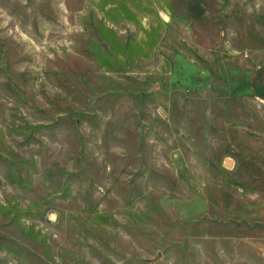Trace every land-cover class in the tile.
<instances>
[{
	"label": "rangeland",
	"instance_id": "374dc122",
	"mask_svg": "<svg viewBox=\"0 0 264 264\" xmlns=\"http://www.w3.org/2000/svg\"><path fill=\"white\" fill-rule=\"evenodd\" d=\"M0 264H264V0H0Z\"/></svg>",
	"mask_w": 264,
	"mask_h": 264
},
{
	"label": "water",
	"instance_id": "95a60500",
	"mask_svg": "<svg viewBox=\"0 0 264 264\" xmlns=\"http://www.w3.org/2000/svg\"><path fill=\"white\" fill-rule=\"evenodd\" d=\"M47 219H48V220H52V219H54V214H53V212H49V215L47 216Z\"/></svg>",
	"mask_w": 264,
	"mask_h": 264
}]
</instances>
